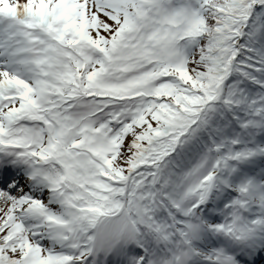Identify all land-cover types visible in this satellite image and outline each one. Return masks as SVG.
Here are the masks:
<instances>
[{
  "label": "snow or ice",
  "instance_id": "obj_1",
  "mask_svg": "<svg viewBox=\"0 0 264 264\" xmlns=\"http://www.w3.org/2000/svg\"><path fill=\"white\" fill-rule=\"evenodd\" d=\"M0 264H264V0H0Z\"/></svg>",
  "mask_w": 264,
  "mask_h": 264
}]
</instances>
